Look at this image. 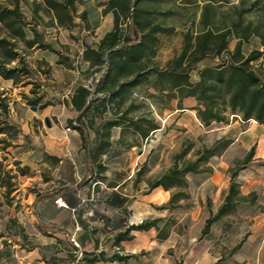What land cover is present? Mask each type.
I'll list each match as a JSON object with an SVG mask.
<instances>
[{"label":"crops","instance_id":"obj_1","mask_svg":"<svg viewBox=\"0 0 264 264\" xmlns=\"http://www.w3.org/2000/svg\"><path fill=\"white\" fill-rule=\"evenodd\" d=\"M107 2L86 0L79 4L75 0L73 21L68 27L60 26L51 15V22L44 27V43L51 48L50 54H38L39 49L33 53L34 57L47 63L49 74L40 75L42 94L36 103L40 107L34 105L36 110H32V105H27V109H31V119L26 120L22 128L29 142L21 159L29 175H25V179L21 180L23 184L11 194L9 205L0 192V264H88L86 257L89 253L92 255L88 256L96 257L92 264H135L136 252L143 247L145 239L156 245L166 241V249L174 251L171 255L162 256L166 264H173L176 246L181 244V248L186 247V244L173 240L177 235L173 227L164 238H158L161 228L158 224L163 216L156 211L150 212L153 205L156 210L165 209L168 216L172 215L176 206L162 203L168 202L174 188L165 190L157 186L148 189L149 179L137 176V172L143 166L150 172L159 163L157 149L152 143L144 145L161 130L153 112L157 115L155 110H163L167 115L165 121L184 125V122L187 123L185 118L189 116L186 112H191L197 119L195 98L188 96L179 100L173 97L166 106L160 107L161 104L145 93L146 90L155 93V90L142 84L131 89L116 114L109 110L94 114L92 125L86 129V147L76 127L78 112L72 108L71 96L79 85L91 89V96H95L98 80L106 69L105 66L91 67L83 58V53L87 45L96 47L113 28V12H104ZM123 22V26L126 25ZM129 33L125 35L132 37V32ZM63 42L73 44V54L62 51L59 45ZM65 55L73 59L65 58ZM60 58L65 60L66 65ZM207 65L206 61H201L197 69ZM13 86L12 79L0 77V89L15 90ZM136 89L144 91L145 95L137 94ZM96 96L100 98L103 93L96 92ZM142 108L144 112L140 111ZM177 112H182L179 117L175 116ZM122 115L132 120L145 115L158 128L142 136L127 125L128 121L119 120L121 122L110 130L109 145L100 151L103 124L108 120H118ZM16 116L11 112L9 120L20 121L23 126L22 118ZM45 118H48L50 126H39ZM34 119L37 124L33 123ZM69 119H73V125L68 123ZM249 121L256 122L253 119ZM230 123L235 126L244 121L237 116ZM199 125L203 126L200 122ZM225 139L230 145L237 140L235 134L225 136ZM51 168L53 180L43 179V174ZM88 175L90 177L83 183ZM29 187L31 192L26 195L20 193L21 189ZM57 198H61L64 206L54 202ZM178 203L181 205L182 202ZM148 216L157 220L155 226L146 230L130 229L129 239H116L118 233L139 224ZM10 220L18 228H24L25 235L9 233ZM183 231L184 228L181 234ZM72 238L79 243L78 247L73 245ZM247 239L250 242L253 237ZM185 253L188 259V249ZM114 254L130 257L111 259Z\"/></svg>","mask_w":264,"mask_h":264},{"label":"rangeland","instance_id":"obj_2","mask_svg":"<svg viewBox=\"0 0 264 264\" xmlns=\"http://www.w3.org/2000/svg\"><path fill=\"white\" fill-rule=\"evenodd\" d=\"M77 1L80 4L86 0ZM135 1L138 0H132L131 5H134ZM0 2L12 6L11 0H0ZM139 4L151 11L150 16L156 22L173 27L170 31L156 34L158 42L152 61L154 65L166 66L180 53L183 45V32L199 27L205 0H139ZM211 4L212 7L209 9L211 19L217 26L228 25L236 20L239 11L243 12L244 24L264 26L262 24L264 22V0H218ZM19 8L26 22L29 23L24 26L25 38L9 39L12 44L10 47L17 53L18 58L6 66L24 68L26 73L17 72V83H13L15 90L0 89V104L6 105V112L0 117V129L2 130L0 132V180L7 179L8 175L12 176L10 192L6 194L5 187H1L0 192L2 191L4 201L8 205L11 194L23 184L21 180L25 179V175L27 173L29 175L21 159L24 158L25 147L29 142L22 128H24L25 121L31 119V109H27L29 101L35 98L37 101L41 99L40 75L49 74L47 63L43 59L39 60L34 57L33 53L39 49L38 54H50L51 48L44 43V27L51 22L50 16L54 15L45 7L42 0H20ZM0 29L1 36H7V29L5 27ZM123 31L125 34L131 33L129 24L123 26ZM31 39H34L35 43L29 46L27 40ZM236 41L235 37L229 36L230 49L234 48ZM59 47L63 52L73 54V44L63 42ZM254 49L264 50L261 38L255 34L249 36L248 40L242 44V52L248 55ZM65 58L73 59L68 55H65ZM60 60L66 65L63 58ZM252 64L263 75L259 60L253 61ZM190 78L192 80L197 78L195 71H192ZM136 93L144 96L147 90L144 93L136 89ZM1 110L0 105V112ZM144 110V108L140 109L143 112ZM155 111L157 115L155 112L153 115L161 130H158L151 140L144 142V145L152 143L158 151L159 163L150 172L145 170L141 178L153 179L172 167L175 161L182 166L184 162H194L200 159L199 171L187 173L186 186L172 190V193H183L178 197L172 215L168 216L165 209L156 210L155 206H151L153 209L151 213L156 211L163 216V220L158 224L159 227L161 226L159 231L162 230L165 233L173 227L177 234L174 235L173 240L186 244L184 248H181V244L176 246L177 253L173 264H264V121L262 123L244 121V123L233 126L230 123L233 118L231 115L227 124L211 122L207 126H201L198 118L196 119L191 112H186L185 114L189 115L185 118L187 123L175 125V122L165 121L167 115L163 113V110L162 112ZM11 112L16 113L17 118H22L23 126L20 121L9 120ZM181 113L177 112L175 116L179 117ZM33 123L37 124V121L34 119ZM41 125L46 126L44 121L39 122V126ZM232 134H235L237 138L234 145H230L229 140L225 139V136ZM214 146L220 150L207 159H201L204 156L203 150ZM251 148L253 149L252 157L248 162L243 163L242 161ZM186 149L188 150L186 155L179 158L178 155ZM23 169L26 170L25 174L21 172ZM52 169L43 174V179H52L54 175ZM234 171L236 175L233 181L237 183L238 193L243 198L236 201L227 214L212 222L207 233H203L206 219L213 216L222 204L231 182V173ZM29 191H32L30 187L23 188L20 193L26 195ZM179 201L182 202L181 205ZM162 204L168 205V202ZM146 218L149 219L150 216ZM182 228H184L183 234H181ZM9 229V233L25 235L24 228H18L13 220H10ZM251 236L253 239L249 242L247 238ZM143 242V247L136 252L135 264H166L164 257L171 255L174 251L171 248L166 249V241L157 245L147 239ZM187 249L188 259L185 253Z\"/></svg>","mask_w":264,"mask_h":264},{"label":"trees","instance_id":"obj_3","mask_svg":"<svg viewBox=\"0 0 264 264\" xmlns=\"http://www.w3.org/2000/svg\"><path fill=\"white\" fill-rule=\"evenodd\" d=\"M42 1L45 7L54 13L53 16L60 26L65 27L72 24L75 0ZM131 1L108 0L104 12H113V28L103 36L96 47H87L83 53V58L89 62L91 67H106L94 90L95 96H91V89L79 85L70 98L72 108L78 112L75 122L78 124L76 127L81 134L83 146L86 147L88 144L86 129L92 125L94 114L106 110L116 114L119 106L127 100L131 89L142 84L155 90V93L147 92V94L161 104L160 107L166 106L173 97L179 100L183 97H194L197 101L194 107L196 116L204 126L211 122L228 123L231 115L233 118L238 116L242 121L250 119L259 123L264 121V50L254 49L248 55L242 52V44L253 34L259 36L261 44L264 45V26L244 24L242 11L237 13L236 20L231 21L230 24L217 26L211 19L209 9L212 7L211 3L218 0H205L199 27L183 32V45L180 53L166 66H157L152 61L158 42L156 34L170 31L173 27L156 22L150 16L151 11L139 4V0L135 1L134 5H131ZM19 3L20 0H11L12 6L10 7L0 2V28L7 29V36L0 34V49L2 50L0 76L3 79H12L14 84L17 83L18 71L22 74L26 73L24 68L6 66L18 58L17 53L10 47L12 45L10 40L16 37L25 38L24 26L29 23L21 13ZM123 21L131 27L132 37L125 35ZM229 36L237 39L233 49L228 46ZM27 43L31 46L35 41L31 39L27 40ZM257 60L260 62L263 75L252 64ZM201 61H206L208 65L198 70L197 65ZM192 71L196 72L195 80L190 78ZM96 92L103 93V96L97 98ZM36 103V98L29 101V105L32 106ZM0 105L1 117L6 112V105ZM118 118V120H108L103 124L102 139L98 147L100 151L109 145L110 130L121 122L119 120L128 121L127 125L142 136L158 128L157 124L145 115L135 120L128 119L124 115ZM68 123L73 125V119H69ZM0 132H2L1 129ZM219 150L217 146L205 148L201 159H207ZM187 151V149L183 150L178 157L183 158ZM252 155L253 149L251 148L242 162H248ZM199 162L200 159L194 162L187 161L179 166L175 161L172 167L147 181L148 189L161 186L169 190L186 186L187 173L199 171ZM145 170L144 166L141 167L137 176L142 175ZM25 171L21 170L23 174ZM235 175L236 171L231 173L227 194L216 213L206 219L203 233H207L212 222L227 214L236 201L243 198L238 193L237 183L233 181ZM89 177V175L86 176L83 183ZM11 178L12 176L8 175L7 179L0 180V185L5 187L6 194L12 187ZM182 195V192L172 193L168 205L174 206L178 197ZM156 221V219H145L139 224L130 226L124 232L118 233L116 239H129L130 229L146 230L155 226ZM166 235L167 232L160 230L157 237L164 238ZM88 255L92 254L89 253L86 257L88 264H92L96 257ZM114 257L123 260L130 256L114 254L111 259Z\"/></svg>","mask_w":264,"mask_h":264},{"label":"built area","instance_id":"obj_4","mask_svg":"<svg viewBox=\"0 0 264 264\" xmlns=\"http://www.w3.org/2000/svg\"><path fill=\"white\" fill-rule=\"evenodd\" d=\"M54 202H55L56 204H58L59 206H64V203L61 201V198H57V199H55ZM71 241H72V243H73V245H74L75 247H78V246H79L78 242H77L74 238H72Z\"/></svg>","mask_w":264,"mask_h":264},{"label":"water","instance_id":"obj_5","mask_svg":"<svg viewBox=\"0 0 264 264\" xmlns=\"http://www.w3.org/2000/svg\"><path fill=\"white\" fill-rule=\"evenodd\" d=\"M31 109H32V110H36V107H35V106H31ZM44 122H45V124H46L47 126H50V123H49L48 118H45V119H44Z\"/></svg>","mask_w":264,"mask_h":264}]
</instances>
